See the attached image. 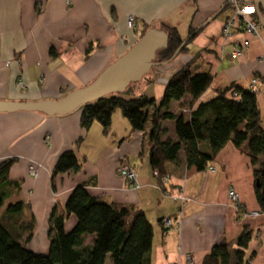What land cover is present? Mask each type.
<instances>
[{"label":"crops","instance_id":"obj_1","mask_svg":"<svg viewBox=\"0 0 264 264\" xmlns=\"http://www.w3.org/2000/svg\"><path fill=\"white\" fill-rule=\"evenodd\" d=\"M130 14L135 18L132 28L127 25ZM232 16L233 9L224 0H0V100L58 99L83 87L135 44L145 28H175L182 39L191 28H201L187 53L148 72L131 87L130 95L122 97L143 95L159 103L169 77L187 65L192 73L210 71L213 76L197 103L211 100L232 84L248 89L254 77L264 127V28L257 36L235 31L222 37V26ZM244 40L249 46L231 57L233 46ZM191 100L185 94L169 109L188 118ZM81 112L82 107L54 116L35 111L0 113V163L15 159L9 179L20 183L19 191L0 206V218L5 216L16 229L33 216L29 250L48 252L52 211L64 212L71 191L84 184L99 201L143 210L153 226L151 264H187L188 254L191 264H202L217 243L226 241L234 249L244 226L252 238L243 264H264V211L254 192V167L242 148L227 142L203 171L189 166L181 149L177 160L165 163L169 179L163 184L149 164L150 121L143 131H132L117 109L106 131L98 121L84 129ZM161 129V140L177 141L174 119L161 121ZM200 146L209 148L206 142ZM67 150L74 151L79 171L65 169L53 175L58 157ZM122 162L137 173L136 187L117 174ZM32 163L39 164L36 176L28 172ZM230 188L238 194L240 209L228 198ZM178 193L186 196L184 203L171 197ZM14 200L23 201L24 209L5 215L7 201ZM80 212L77 208L65 220V230L75 226ZM249 212L257 215L244 216ZM163 217H172L174 225L162 228ZM94 237L88 235L86 244H92Z\"/></svg>","mask_w":264,"mask_h":264},{"label":"trees","instance_id":"obj_2","mask_svg":"<svg viewBox=\"0 0 264 264\" xmlns=\"http://www.w3.org/2000/svg\"><path fill=\"white\" fill-rule=\"evenodd\" d=\"M224 4L229 6L225 1ZM200 29L191 28L187 38L182 39L175 28L163 26L161 31L167 35V42L155 51L152 61L167 62L178 48L181 49L179 55L187 53L188 45ZM148 30L143 29L139 38ZM212 79L210 71L192 73L187 65L169 77L159 103L143 95L124 99L122 95H130L131 87L138 81L129 85L122 94L106 96L93 104L82 106L81 127L88 129L94 121H98L106 131L117 109L128 119L132 131H143L150 121L149 137L152 145L149 164L159 176L165 174L166 162L178 159L181 149L185 151L187 164L203 171L209 167L219 150L231 141L246 152L254 167V192L260 211H264V127L256 93L232 84L218 90L211 100L197 103ZM185 94L192 98L188 118L183 114L176 115L169 109L172 101L181 100ZM167 119L175 120L177 141L161 140V121ZM203 142L208 144L207 150L201 148ZM14 162L15 159H7L0 163V206L20 189L18 181L9 179V170ZM65 169L73 173L80 169L73 150L64 151L58 157L53 175ZM24 207L21 200L7 201L4 214H19ZM77 208L81 212L76 224L67 231L65 220ZM33 231L32 215L16 229L8 224L5 216L0 218V264H105L107 258L112 264H151L153 226L143 210L134 205L99 201L90 195L84 184L71 191L64 212L52 211L46 254L35 253L27 248ZM88 235H95L90 245L86 244ZM251 238L252 231L244 226L234 249L226 241L217 243L204 257L202 264H243L244 251Z\"/></svg>","mask_w":264,"mask_h":264},{"label":"water","instance_id":"obj_3","mask_svg":"<svg viewBox=\"0 0 264 264\" xmlns=\"http://www.w3.org/2000/svg\"><path fill=\"white\" fill-rule=\"evenodd\" d=\"M258 22L264 28V0H253ZM216 16L213 15L211 19ZM167 35L149 29L124 54L106 66L89 84L75 88L58 99L0 100V113L35 111L48 116L66 115L98 99L125 92L129 85L140 81L153 67L168 64L178 57V48L167 62H153L155 51L164 46Z\"/></svg>","mask_w":264,"mask_h":264},{"label":"built area","instance_id":"obj_4","mask_svg":"<svg viewBox=\"0 0 264 264\" xmlns=\"http://www.w3.org/2000/svg\"><path fill=\"white\" fill-rule=\"evenodd\" d=\"M68 1V0H65ZM229 4L233 9V16L230 17L222 26L221 35L222 37H228L235 31H242L252 36H257L262 26L258 22L255 5L253 4V0H224ZM246 9H251V11H247ZM135 24V18L132 14L127 17V25L132 28ZM249 46V41L244 40L242 43H237L233 46L230 55L231 57L240 56L247 47ZM22 84V83H21ZM248 89L257 93L259 91V87L257 85V79L252 78L250 80ZM236 95V93H234ZM39 169V164L32 163L28 167V172L31 176H36ZM210 169H214L210 166ZM117 174L123 177L129 184H138L137 182V173L133 169L131 165L128 163L122 162L117 166ZM157 171H155V174ZM162 181H167V176L162 178ZM228 197L231 201L235 202V207L240 209L238 194L230 188L228 190ZM172 198L176 201L184 202L186 197L182 193H178L177 195H172ZM257 215V212H249L248 214H244V216L252 217ZM174 220L172 217H163L160 222L162 228H170L173 226ZM186 263H192V257L188 254L185 257Z\"/></svg>","mask_w":264,"mask_h":264},{"label":"rangeland","instance_id":"obj_5","mask_svg":"<svg viewBox=\"0 0 264 264\" xmlns=\"http://www.w3.org/2000/svg\"><path fill=\"white\" fill-rule=\"evenodd\" d=\"M158 67H161V66H156V67H153L151 70H153L154 68H158ZM150 70V71H151ZM150 71H148V72H150ZM147 72V73H148ZM146 73V74H147ZM29 171V170H28ZM154 172V175H155V177L161 182V183H163V184H165V183H167L168 182V179H169V175H167V174H164V175H162V176H159V174H155V171H153ZM156 173H158V172H156ZM120 176V175H119ZM164 176H167V181H165V182H163L162 181V178L164 177ZM123 178V177H122ZM126 181V180H125ZM128 183V182H127ZM138 183V182H137ZM138 185V184H137ZM136 184H132V186H137ZM183 194V193H182ZM228 194V193H227ZM184 195V194H183ZM185 196V195H184ZM171 197H172V195H171ZM186 197V196H185ZM229 198V197H228ZM239 199V198H238ZM186 200H187V198H186ZM185 200V201H186ZM177 201V200H176ZM184 201V202H185ZM231 201V200H230ZM177 202H180V201H177ZM184 202H180V203H184ZM233 204L235 203V202H233V201H231ZM236 204V203H235ZM235 204H234V206H235ZM174 220V219H173ZM161 221H162V218H161ZM160 221V222H161ZM175 223V222H174ZM174 223H173V225H174ZM172 227V226H171ZM192 262H193V258H192ZM105 264H112V261L108 258L107 259V261L105 262Z\"/></svg>","mask_w":264,"mask_h":264},{"label":"snow or ice","instance_id":"obj_6","mask_svg":"<svg viewBox=\"0 0 264 264\" xmlns=\"http://www.w3.org/2000/svg\"><path fill=\"white\" fill-rule=\"evenodd\" d=\"M247 11H251V9H246Z\"/></svg>","mask_w":264,"mask_h":264}]
</instances>
